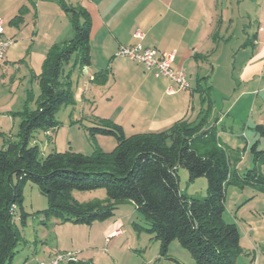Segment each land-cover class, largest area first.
I'll list each match as a JSON object with an SVG mask.
<instances>
[{
  "label": "trees",
  "instance_id": "trees-1",
  "mask_svg": "<svg viewBox=\"0 0 264 264\" xmlns=\"http://www.w3.org/2000/svg\"><path fill=\"white\" fill-rule=\"evenodd\" d=\"M63 10L69 15L73 37L49 49L36 77L35 108H29L32 97H28L17 113L18 141H6L0 149V264H11L13 259L19 232L11 222L10 209L21 206L27 183L35 185L48 201L44 220L90 225L110 219L117 204L129 202L144 217L146 231L159 243L161 256L176 240L195 264H235L243 250L238 227L223 218L226 189L254 185L262 190L264 178L255 166L239 174L235 167L242 153L216 142L211 130L202 132V122L183 119L164 132L127 137L119 125L102 120L87 129L89 136L113 137L116 146L111 152L95 149L91 155L52 151L42 156L37 145H29L34 132L48 133L57 127L54 112L71 101L69 76L63 73L70 58L75 57L74 67L90 65L89 14L66 4ZM106 74L99 73L94 81ZM253 131L264 144V126L255 125ZM195 141L201 146L198 150L192 147ZM250 151L254 162L258 154H264V150L256 151L255 144ZM179 168L187 171L190 182L206 179L205 197H188L180 191ZM97 189L105 190L104 201L82 204L72 197L73 191ZM21 220L24 224L23 212Z\"/></svg>",
  "mask_w": 264,
  "mask_h": 264
},
{
  "label": "crops",
  "instance_id": "crops-1",
  "mask_svg": "<svg viewBox=\"0 0 264 264\" xmlns=\"http://www.w3.org/2000/svg\"><path fill=\"white\" fill-rule=\"evenodd\" d=\"M64 4L89 14L90 65L81 70L92 73L90 82L105 85V118L123 131L130 126L159 133L184 119L202 122V132L230 137L233 128L224 127V115L243 97L253 96L251 103L264 109V0H0L4 37L13 40L0 63V79H7L9 71V83L19 82L20 102L38 97L36 77L49 49L73 37ZM138 42L174 52L172 68L185 71L189 90L167 95L172 82L154 78L134 62L113 58L117 47ZM105 71L106 78L95 82ZM235 86L238 93L227 113L215 115L213 110L209 120L213 106L207 93ZM2 92L0 88V98ZM245 128H240L239 138H245ZM245 145L249 150L250 143ZM108 228L107 235L114 231ZM56 252L48 251L44 260ZM83 258L79 264H91ZM258 259L253 251L248 262L257 264Z\"/></svg>",
  "mask_w": 264,
  "mask_h": 264
},
{
  "label": "rangeland",
  "instance_id": "rangeland-1",
  "mask_svg": "<svg viewBox=\"0 0 264 264\" xmlns=\"http://www.w3.org/2000/svg\"><path fill=\"white\" fill-rule=\"evenodd\" d=\"M74 60L75 57L72 56L64 67L63 73L69 76L72 97L68 104L54 112L57 127L49 130L47 134L38 130L30 139L29 145H37L42 156L52 151L91 155L95 149L111 152L116 146L113 137L95 135L92 138L87 132L88 128L99 125L100 121H108L103 111L107 89L103 83L90 82L89 77L92 73L85 74L78 65L74 67ZM6 75L7 79L3 81L0 79V84H5L0 87L3 88L0 98V149L4 147L6 141H18L20 118L17 113L21 112L25 105V101H19L22 96L21 91L18 90L19 82L10 84V72L7 71ZM235 89L236 86L231 91L207 93L213 106L209 110L208 119H212L218 112L227 113L228 105L237 96L238 91ZM252 98L251 95L243 97L241 102L228 113L229 116L224 115L223 125L233 128V136L218 137L219 134L214 131L213 134L216 142L222 146L242 153L240 157L242 160L235 167L239 174H245L255 166L259 175L264 178V154L260 153L264 150V144L259 135L253 131L255 125L264 126V109L260 110L253 105ZM29 108H35V99L29 102ZM213 110L216 112L214 116ZM129 128L130 126H126L127 130L123 131L124 136L147 131L146 128L136 130ZM240 128H245V138L238 137L241 135ZM207 133L210 135L209 132ZM246 142L250 145L255 144L256 151L260 153L256 156V162L250 148L245 151ZM199 146L198 141H195L192 147L198 150L201 147ZM176 174L179 177L178 187L183 194L197 199L206 196L205 178L190 182L184 168H179ZM72 197L84 204L104 201L106 194L104 189L73 191ZM224 198V221L236 224L238 227L240 247L243 250L234 263L249 264L250 255L255 251L259 256L257 264H264V189L261 190L254 185H246L243 188L229 185ZM47 203L45 195H41L35 185L25 184L21 206L10 209L11 222L19 232L11 264H39L45 261V255L52 250L59 253L81 252L79 255L81 261L84 257V263L91 264H177L176 261H181V264H195L189 252L176 240L169 245L167 254L161 256L159 243L146 231L148 224L144 217L138 214L129 202L117 204L110 219L95 221L90 225L63 222L55 218L44 220L42 212L47 209ZM21 212L25 215L24 224L21 220ZM107 227L114 231L107 235L105 229ZM116 231H118L117 235H115Z\"/></svg>",
  "mask_w": 264,
  "mask_h": 264
},
{
  "label": "built area",
  "instance_id": "built-area-1",
  "mask_svg": "<svg viewBox=\"0 0 264 264\" xmlns=\"http://www.w3.org/2000/svg\"><path fill=\"white\" fill-rule=\"evenodd\" d=\"M135 38L141 39V35L135 34ZM12 44V39L4 37L3 26L0 21V63L3 62L5 53ZM174 54V52L159 51L156 48L145 47L138 42L131 46L121 45L117 47L113 58L126 59L139 64L146 73L154 78L172 82L174 88L167 90V95H172L177 92H185L190 87L185 71L172 68L175 59ZM117 234L118 231L115 232V235ZM79 255V252L72 251L56 252L50 256L48 261L40 262L39 264H77L81 261ZM251 264H256V261H252Z\"/></svg>",
  "mask_w": 264,
  "mask_h": 264
}]
</instances>
